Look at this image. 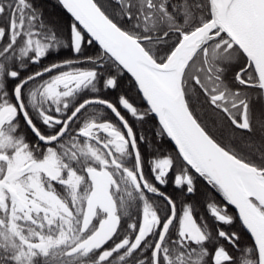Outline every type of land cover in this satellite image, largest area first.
Instances as JSON below:
<instances>
[{
  "label": "snow or ice",
  "instance_id": "6c2138e0",
  "mask_svg": "<svg viewBox=\"0 0 264 264\" xmlns=\"http://www.w3.org/2000/svg\"><path fill=\"white\" fill-rule=\"evenodd\" d=\"M56 3L66 36L38 0H0V264H264V0ZM124 76L146 107L103 95Z\"/></svg>",
  "mask_w": 264,
  "mask_h": 264
},
{
  "label": "trees",
  "instance_id": "16d2710c",
  "mask_svg": "<svg viewBox=\"0 0 264 264\" xmlns=\"http://www.w3.org/2000/svg\"><path fill=\"white\" fill-rule=\"evenodd\" d=\"M38 2L43 3L44 7H45V15L50 17V18H59L60 21L62 22V26H63V33L64 36L67 35V32L69 30V25L72 21L71 16L66 12V10L62 9L57 3L56 0H38ZM63 38V37H62ZM89 54H95L97 51H99V47L97 45H93L90 46L89 49ZM72 53L68 50V49H63L61 54L59 55H53L52 57L46 59L44 61V63H50L53 60H62L68 57H71ZM33 70H35V66L33 68ZM127 95L129 96L132 101L139 107L144 108L146 107V105L144 104V102L141 100L138 91L136 89L135 84L131 81L130 76H124L123 78V83L120 89L118 90H112L109 91L107 93H103V95L112 100L113 99L111 97L116 96V98L119 95ZM260 105L257 104V115H259L260 113ZM202 115L204 116V118L207 120L208 124L210 126H213V130L216 132L218 137H223V140L225 143H227L229 141V138L233 135L239 136L241 135V133L239 132H235L233 133V130L231 129V127L228 125L227 121H224L222 124H216L214 125L213 122L215 121H219L220 117L219 116H214L213 113L211 112V110H208L207 112H204L203 109H201ZM157 124V120L155 119V117L153 116L150 120V122L146 125H141V128H145L144 130L150 131L153 127H155ZM166 139V147H168L167 149L169 151H171V153H173L175 155L176 151L175 149L172 147L171 144H169L167 138ZM164 147V146H163ZM161 149L163 151H166V149H163L161 147ZM206 191H209L208 193H206ZM208 194H211V189L210 187L206 186V185H199L197 187V194L195 197H190V199L196 203L197 205V211L202 214L205 219H207L208 223L210 225L211 224V220L208 218V215L206 213L205 210V200ZM182 199H184V197L182 196ZM245 241L244 243H248L249 242V237L247 235H245Z\"/></svg>",
  "mask_w": 264,
  "mask_h": 264
},
{
  "label": "flooded vegetation",
  "instance_id": "af4514ba",
  "mask_svg": "<svg viewBox=\"0 0 264 264\" xmlns=\"http://www.w3.org/2000/svg\"><path fill=\"white\" fill-rule=\"evenodd\" d=\"M112 99H113V101H115L117 98H116V96H114V97H111ZM143 129H145V128H143ZM167 140H168V138H167ZM168 142H169V144H171V142L168 140ZM166 144H167V142H166V139H164V140H162L161 141V147L163 148V149H166V151L165 152H168V153H171V151H169L167 148L168 147H166ZM172 145V144H171ZM164 146V147H163ZM172 147H173V145H172ZM174 148V147H173ZM175 149V148H174ZM176 151V150H175ZM171 154H173V153H171ZM174 155V154H173ZM145 172H146V174L148 173V169H147V167L145 168ZM171 175V174H170ZM199 185H201V186H203V185H206V186H208L207 184H206V182L202 179V178H200L199 180H198V183H197V187L199 186ZM208 187H210V186H208ZM211 189V188H210ZM161 190H165L164 189V187L162 186V188H161ZM167 192L169 193V194H172L174 197H178V199H177V204H178V211H179V208H180V202L183 200L182 199V196H180V194H179V191L174 187V185L171 183V181H170V183H169V185L167 186ZM209 191H206V193H208ZM196 194H197V192L195 193V194H193L192 195V197H195L196 196ZM212 197H215V200L217 201V202H219V203H221V204H223V203H225L223 200H222V197L218 194V193H216L214 190H212L211 189V194H210ZM206 210V209H205ZM228 211L230 212V213H232V214H236L235 213V210L231 207V206H229L228 207ZM206 213H207V215H208V218L211 220V224H212V226L213 227H215V225L213 224V219L210 217V215L208 214V212L206 211ZM221 227H225V228H227L228 226H224V225H221ZM233 230H237V231H240L241 230V226H240V224H239V222H237L236 223V225L234 226V228H233ZM245 235H247L248 236V234L246 233V231L244 232V241H245ZM249 237V236H248Z\"/></svg>",
  "mask_w": 264,
  "mask_h": 264
},
{
  "label": "water",
  "instance_id": "95a60500",
  "mask_svg": "<svg viewBox=\"0 0 264 264\" xmlns=\"http://www.w3.org/2000/svg\"><path fill=\"white\" fill-rule=\"evenodd\" d=\"M70 15V14H69ZM72 18V17H71ZM98 46V45H97ZM140 94V93H139ZM140 96H141V98H142V94H140ZM142 100H143V98H142ZM143 102L145 103V105H146V102L143 100ZM155 119L157 120V118L155 117ZM168 140L171 142V144L173 145V147L175 148V145H174V142H172L171 140H170V138H168ZM175 150H176V148H175ZM233 209H234V207L233 206H231ZM235 210V209H234ZM235 213H236V210H235ZM249 236V235H248Z\"/></svg>",
  "mask_w": 264,
  "mask_h": 264
},
{
  "label": "rangeland",
  "instance_id": "374dc122",
  "mask_svg": "<svg viewBox=\"0 0 264 264\" xmlns=\"http://www.w3.org/2000/svg\"><path fill=\"white\" fill-rule=\"evenodd\" d=\"M139 94V93H138ZM139 96H140V94H139ZM140 98H141V96H140ZM142 100V99H141Z\"/></svg>",
  "mask_w": 264,
  "mask_h": 264
}]
</instances>
